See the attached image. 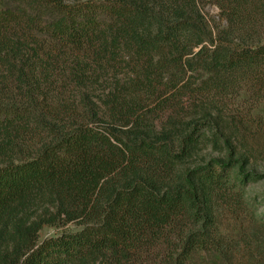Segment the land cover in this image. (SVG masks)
<instances>
[{
  "label": "trees",
  "instance_id": "1",
  "mask_svg": "<svg viewBox=\"0 0 264 264\" xmlns=\"http://www.w3.org/2000/svg\"><path fill=\"white\" fill-rule=\"evenodd\" d=\"M209 1L226 25L200 0H0V264H264L222 227L264 226L227 132L264 98V0Z\"/></svg>",
  "mask_w": 264,
  "mask_h": 264
},
{
  "label": "rangeland",
  "instance_id": "2",
  "mask_svg": "<svg viewBox=\"0 0 264 264\" xmlns=\"http://www.w3.org/2000/svg\"><path fill=\"white\" fill-rule=\"evenodd\" d=\"M200 6L212 25L215 23L220 26L226 25V20L220 17V9L215 3L209 0H200ZM250 95L251 92L246 89L237 98L236 104L239 107L238 109L234 107V109L238 111L240 121L237 124H232L227 132L231 134L232 140L230 144L234 148L236 155L247 160V169L261 175L259 181L248 184L247 191L249 194H247V198L254 200V204L256 202V214L262 213L264 217V98L256 102ZM31 145L30 143H25L22 147L29 149ZM224 154L225 152L213 151L209 147L202 150L199 156L190 160L188 164L190 166L198 164L205 156L218 157L224 156ZM54 210V208L50 209V211ZM77 222V220L68 223L58 221L59 224L57 225H46L41 231V237L63 230H77L79 228ZM222 227L225 232L233 237L240 238L239 235L243 233L253 240L258 237L264 242V226L252 223L249 218L241 213L225 212L222 219Z\"/></svg>",
  "mask_w": 264,
  "mask_h": 264
}]
</instances>
